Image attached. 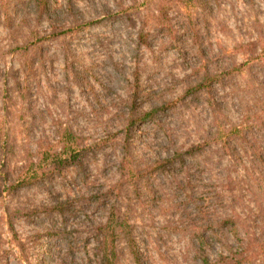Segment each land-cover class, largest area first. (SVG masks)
Wrapping results in <instances>:
<instances>
[{
  "label": "rangeland",
  "instance_id": "374dc122",
  "mask_svg": "<svg viewBox=\"0 0 264 264\" xmlns=\"http://www.w3.org/2000/svg\"><path fill=\"white\" fill-rule=\"evenodd\" d=\"M48 5L45 14L37 15L28 0H0V144L4 140L12 144L6 162H0V170L2 164L6 171L0 181L6 183L4 187L13 181L11 171L15 165H25L36 144L49 151V159L54 158L52 167H58L65 179H73L1 192L0 264H86L80 237H86L88 221H101L103 213L93 211L86 214L89 218L58 216L50 215L47 209L66 197L90 199V208L101 209L95 197L117 179L114 163L124 137L121 117L127 111L126 102L123 105L120 99L130 93L135 76L141 92L151 96L139 106L147 111L179 99L188 83L183 87L185 80L195 79L192 71L199 67L200 59L227 54L242 65L251 54L234 53V45H256L259 34L264 36V0H204V12L195 10L190 2L183 8L168 0H49ZM160 6L166 9L176 38L168 37L159 26L156 16ZM142 25L150 33L148 47L138 38ZM31 54L42 66L40 73L28 80L27 91L23 89L25 61ZM231 62L220 60L213 67L226 71ZM216 76L211 83L213 99L226 107L233 123H238L237 100L246 79L239 74ZM245 99L250 101L251 96ZM168 118L167 125L180 137L173 139L188 147L200 140L210 113L199 101L189 105L176 102L174 114ZM62 137H68L72 144L75 152L71 156L62 149ZM133 138L132 153L143 161L170 155L164 150L167 141L160 130L139 125ZM79 162L81 172L75 170ZM224 166L233 178L241 179V170H234L228 158ZM213 173L215 179L222 176L216 169ZM161 190L165 191L162 204L166 205L167 199L182 203L181 191ZM214 191L228 195L222 183H216ZM235 194L248 199L241 184ZM145 204L149 206L144 211L137 208L128 216L137 225L146 263L195 264L187 236L168 228L182 227L179 222L187 220L185 215L155 209L150 200ZM189 205L181 208L189 212ZM15 208L34 209L37 216L13 217L9 224L7 212ZM63 233L80 243H75L74 251L68 250ZM120 262L129 264L124 255Z\"/></svg>",
  "mask_w": 264,
  "mask_h": 264
},
{
  "label": "trees",
  "instance_id": "16d2710c",
  "mask_svg": "<svg viewBox=\"0 0 264 264\" xmlns=\"http://www.w3.org/2000/svg\"><path fill=\"white\" fill-rule=\"evenodd\" d=\"M203 1L168 0L174 7L179 5L183 8H187L190 2L195 10L204 12ZM28 2L36 8L37 15L47 12L49 0ZM157 13L156 19L163 32L170 38H176L166 9L160 6ZM191 28L195 29V26ZM149 37L150 33L144 25L140 26L138 38L143 46L148 47L151 43ZM255 49L258 51L254 56ZM233 52H248L251 57L242 65H237L232 61V55L227 54L224 58L220 55L211 58L209 55L200 59L199 67L192 71L195 79L185 80L183 87L188 83L179 99L166 101L162 106L147 111L139 106L149 94L141 92L139 77L135 76L130 93L125 99H120L123 105L126 102L127 111L121 117V132L124 137L118 159L114 163V175L117 179L112 185H108L109 191L105 190L100 197H95V204L102 205L99 207L101 209L90 208L93 203L83 197L80 200L66 197L47 209L52 212L50 215L58 216L83 215L89 218L86 214L93 211L103 213L101 221H88L87 235L85 238L80 237L86 264H121L120 257L123 255L127 256L129 264H147L138 243L137 225L129 220L128 213L137 208L144 211L149 206L145 204L148 200L155 209L162 208L167 212L173 210V215H185L187 220L179 222L182 227L169 225L168 228L187 236L195 264H264V36L259 34L256 45H234ZM220 60L232 61L226 71L213 67ZM41 66L38 57L33 54L26 59L23 89L28 91L31 84L28 80L40 73ZM218 73L229 77L239 74L246 79L243 94L237 100L238 123H233L226 114V107L213 99L214 86L211 83L215 82ZM232 92L236 93L237 90L232 89ZM246 95L251 96L250 101L245 99ZM25 100L24 95L23 101ZM193 101H199L201 106L207 105L210 122L200 135V140L186 147L177 141L180 137L175 135L174 128L167 125V120L174 114L176 102L189 105ZM171 119L172 117L169 120ZM139 125L160 130L167 141L164 150L169 151L170 155L149 162L133 154V136ZM173 137L178 138L175 140ZM61 140L63 151L67 150V157L71 156L75 151L69 138L62 137ZM9 150H12V144L4 140L0 144L2 164L6 162ZM48 152L36 144L35 153L26 158L25 165H15L11 171L13 181L5 187L6 183L0 181V196L2 191L9 193V189L17 187L27 189L37 184L52 185L56 179L72 181L73 177L65 179L66 176L57 171L58 167H52L50 163L54 158L49 159L46 155ZM57 156L61 157L60 154ZM226 158L234 170H241V179L237 180L230 175L232 173L224 166ZM72 160L76 162L75 157ZM62 162L67 163L61 160L60 163ZM2 164L0 177L5 174L2 172H6L2 169ZM82 169V163H77L75 170L81 172ZM215 169L218 175H222L218 179L214 178ZM216 183H222L223 188L228 189L227 198L222 195L225 194L222 191H214ZM239 184L245 188L248 196L246 201L235 194ZM164 188L181 191L184 194L182 203H173L167 199L166 205L162 204V193L165 191L162 192L161 189ZM187 204H190L189 212L181 208ZM24 211L15 208L7 212V222L10 224L13 217L37 216L34 209L22 213ZM63 236L68 250L74 251L78 241L70 236L66 237V233ZM90 243L92 246L87 249Z\"/></svg>",
  "mask_w": 264,
  "mask_h": 264
}]
</instances>
